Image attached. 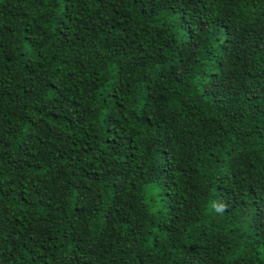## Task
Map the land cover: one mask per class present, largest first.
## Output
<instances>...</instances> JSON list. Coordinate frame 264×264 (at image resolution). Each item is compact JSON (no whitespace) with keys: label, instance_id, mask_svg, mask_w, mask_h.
<instances>
[{"label":"trees","instance_id":"16d2710c","mask_svg":"<svg viewBox=\"0 0 264 264\" xmlns=\"http://www.w3.org/2000/svg\"><path fill=\"white\" fill-rule=\"evenodd\" d=\"M0 264H264V0H0Z\"/></svg>","mask_w":264,"mask_h":264}]
</instances>
